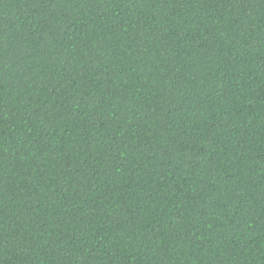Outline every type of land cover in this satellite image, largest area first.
<instances>
[{"label": "trees", "instance_id": "1", "mask_svg": "<svg viewBox=\"0 0 264 264\" xmlns=\"http://www.w3.org/2000/svg\"><path fill=\"white\" fill-rule=\"evenodd\" d=\"M0 264H264V0H0Z\"/></svg>", "mask_w": 264, "mask_h": 264}]
</instances>
